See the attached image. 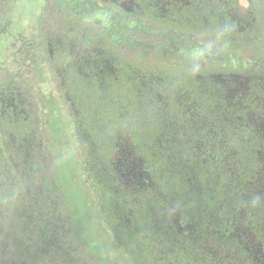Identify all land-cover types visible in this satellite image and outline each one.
<instances>
[{
	"label": "rangeland",
	"instance_id": "1",
	"mask_svg": "<svg viewBox=\"0 0 264 264\" xmlns=\"http://www.w3.org/2000/svg\"><path fill=\"white\" fill-rule=\"evenodd\" d=\"M206 3L157 0L161 10L174 8L177 16L193 22L211 21L208 13L201 11ZM224 6V20L231 30L252 27L256 13L264 16V0H224ZM95 7L94 0H10L1 9L0 34H6L0 36V48L4 47L6 59L0 58V119L6 129L0 135V264H171L173 256L165 252L171 248L183 252L160 234L164 211L160 212V204L132 227L128 220L119 219L124 213L118 209L111 176L102 171L94 152L91 158L86 153L90 146L79 148L87 137L86 129L92 138L97 127H102L95 125L98 118L94 115L103 102L102 94L89 89L78 66L70 65L67 75L54 71L57 59L48 55L47 37L69 35L70 29L81 31L87 25L96 30L95 40L103 43L105 28L93 18ZM14 32L19 36L15 49L7 42ZM122 41L130 43L127 37ZM10 56L17 58L14 65ZM206 85L215 88L214 108L226 122L249 138L263 139L264 122L258 113L263 108L257 98L264 93L263 80L215 76ZM67 89L78 117L87 122L82 131L63 96ZM130 91L122 84L110 94L114 118L119 107L133 104L128 99ZM141 93L161 121L159 149L168 159L173 178L167 201L177 206L183 200L190 203L202 197L193 172L179 167L173 149L167 154L172 122L164 105L158 97L147 98ZM238 144L243 147L242 141ZM250 149V162L261 165L260 172L264 169V145ZM122 247L123 252L117 253Z\"/></svg>",
	"mask_w": 264,
	"mask_h": 264
},
{
	"label": "flooded vegetation",
	"instance_id": "2",
	"mask_svg": "<svg viewBox=\"0 0 264 264\" xmlns=\"http://www.w3.org/2000/svg\"><path fill=\"white\" fill-rule=\"evenodd\" d=\"M94 2V13L109 11L108 17L138 26V32L127 37L132 44L137 43L135 34L144 32L147 35L152 25H161L166 19H179L186 25L198 22L220 25L229 32L244 33L263 18L256 13L252 27L235 31L224 20V0H207L200 9L208 13L207 17L211 19L208 22H193L177 16V10L171 7L161 10L157 0ZM91 27L86 25L81 31L70 29L69 35L47 37L48 55L53 59L54 54L57 59L56 73L59 69L67 75L70 65L78 66L79 72L84 71L89 89L100 90L102 94L103 102L94 111L98 120L96 123L92 121L102 127H97L92 138L90 131L84 130L87 137L80 142L79 148L90 146L92 149L87 148L86 153L91 158L94 152L99 157L102 171L111 176L118 209H123L124 213L119 219L128 220L132 227L136 220L145 219L160 204V212L164 210L160 234L170 241L171 247L192 252L196 264H264V169L259 172L261 165H253L248 155L250 147L264 145V137L262 140L255 136L249 138L226 122L214 108L215 88L206 85V81L215 76H250L263 81L264 76L194 73L175 86L161 75L143 73L130 63L124 66L117 54L109 53L100 41L95 40L97 34ZM145 28L147 30H143ZM116 39L123 43L118 36ZM161 54L167 55L165 52ZM121 83L131 89L128 99L133 100V104L119 107L118 116L114 118L110 94L122 86ZM141 91L147 98L158 97L164 105L172 122V144L167 154L170 155L173 149L179 167L193 172L198 194L202 197H196L190 203L183 200L177 206L167 201L168 190H173V178L169 173L168 159L159 149L161 121L149 109L150 102L143 100ZM68 93L67 89L63 96L82 131L87 122L78 117L75 102ZM257 98H261L257 101L263 109L258 113L264 122V93ZM112 119H115L113 123ZM239 140L243 142L242 148ZM151 204L155 205L152 207ZM123 249L117 253H122Z\"/></svg>",
	"mask_w": 264,
	"mask_h": 264
},
{
	"label": "trees",
	"instance_id": "3",
	"mask_svg": "<svg viewBox=\"0 0 264 264\" xmlns=\"http://www.w3.org/2000/svg\"><path fill=\"white\" fill-rule=\"evenodd\" d=\"M9 3L10 0H0V12L3 6ZM108 13L109 11H103L92 15L105 28V32L102 33L103 49L117 54V59L124 66L130 63L143 73L152 72L155 75H161L165 80L173 82L175 86L181 81H186L187 76L194 73L225 72L264 76V16L259 20L258 25L244 33L229 32L220 25H204L202 22L186 25L179 19L174 21L166 19L161 25H152L147 35L144 32L135 34L137 43L126 44L118 42L115 37L118 36L122 40L134 32L137 33L138 26L119 22L113 16L108 17ZM110 26L111 29H109ZM32 28L36 32L35 27L32 26ZM23 37L28 38V36ZM7 42L10 46L14 45L15 49L19 44V36L14 32ZM20 47L18 46L17 49ZM163 52L167 55H162ZM5 53L4 47L0 48V58L6 59ZM15 57L10 56L11 65L17 61ZM5 126L0 119V135L5 131ZM1 161L3 162V156L0 154V163ZM1 191L2 188H0V194H2ZM111 237H113L112 234ZM126 241L127 239H124V243ZM165 253L173 256L170 258V263H195L192 252L188 250L178 254L172 249Z\"/></svg>",
	"mask_w": 264,
	"mask_h": 264
}]
</instances>
